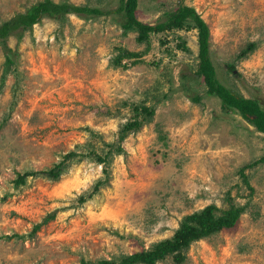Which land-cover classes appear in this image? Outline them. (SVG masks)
<instances>
[{"label": "rangeland", "instance_id": "obj_1", "mask_svg": "<svg viewBox=\"0 0 264 264\" xmlns=\"http://www.w3.org/2000/svg\"><path fill=\"white\" fill-rule=\"evenodd\" d=\"M36 1L0 0V23ZM68 1L109 11L119 5ZM180 3L208 25L218 79L264 108V0H138L136 16L153 25ZM120 19L115 12L69 15L63 24L43 17L7 40L13 64L0 89V264L116 258L170 237L183 216L207 204L223 209L230 202L246 204L237 225L192 242L180 264H264V163H253L264 156V133L206 94L195 75L196 29L151 33L145 49L136 32L122 33ZM181 40L187 50L177 47ZM249 43L254 48L241 56ZM120 47L142 53L122 67L113 61ZM4 61L0 47V78ZM141 102L154 114L126 134L91 197L80 199L103 165L84 157L58 180L13 184L17 172L48 168L78 144L92 142L99 152L104 143L116 146ZM157 264L177 263L167 257Z\"/></svg>", "mask_w": 264, "mask_h": 264}, {"label": "trees", "instance_id": "obj_2", "mask_svg": "<svg viewBox=\"0 0 264 264\" xmlns=\"http://www.w3.org/2000/svg\"><path fill=\"white\" fill-rule=\"evenodd\" d=\"M138 0H119V5L114 10H104L96 6L88 4H74L68 0H37L31 4L25 11L15 13L9 19L0 23V47L5 53L4 69L0 78V89L3 88L7 73L10 72L13 64V53L7 45L10 36H17L20 39L25 31L31 30L33 25L40 22L43 17H49L57 20L60 24L68 21L69 15L79 17H97L109 13H117L120 19V27L122 33L136 32V41L138 43H146L149 47V39L151 33H160L167 30H197L198 41V64L195 75L205 85L207 95L216 96L220 100V108L226 113H237L259 132L264 133V108L260 105L259 100L255 98L245 97L234 92L230 87L222 83L217 75L215 66L209 56V28L204 19L195 10L194 7L180 3L173 11L167 12L163 21L156 24H148L139 20L136 16ZM255 43H249L246 49L240 53L245 56L246 53L253 49ZM177 47L187 50L184 41L177 43ZM118 53L114 56L115 64L126 67V60L133 57L137 58L142 52L129 51L126 48H119ZM145 51V50H144ZM134 62V60H133ZM230 68L233 65L228 64ZM186 89V88H185ZM188 90V87L186 91ZM187 94L190 95L187 91ZM166 96V94H164ZM195 102L201 100L199 95H190ZM134 116L132 120L127 121L119 132L117 144L104 143L106 150L99 152L93 147L92 142L86 144H78L74 149L60 155L57 162L50 167L41 170H28L23 173L17 172L13 180L15 186L23 185L27 181V177H43L49 180H58L61 175L68 171L73 162L79 161L81 158H87L98 164H102V177L97 179L89 192L80 199L82 202L93 194L98 192L99 188L106 183L108 178V166L112 155L122 151L120 145L129 131L138 129L143 121H147L154 114V106H145L143 102L135 104L132 108ZM90 137H95V133L89 129ZM97 135V134H96ZM253 163H264V156H261ZM244 167L240 169L246 185L252 190L248 183ZM246 204L229 203L226 208H219L216 204L210 203L204 207L187 214L182 217L178 227L174 230L170 237L158 240L153 243L150 248L142 249L138 252L123 254L116 258H100L95 261L83 260L82 264H157L171 257L174 263L180 264L185 260V250L194 241L206 238L215 234L222 229L234 228L245 211ZM54 212L47 214L39 223L33 225L31 233L39 229L41 224L46 223L54 218ZM14 237H22L21 235L12 234Z\"/></svg>", "mask_w": 264, "mask_h": 264}]
</instances>
